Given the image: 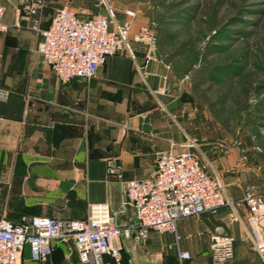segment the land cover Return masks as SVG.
<instances>
[{
    "label": "crops",
    "instance_id": "0c3cea01",
    "mask_svg": "<svg viewBox=\"0 0 264 264\" xmlns=\"http://www.w3.org/2000/svg\"><path fill=\"white\" fill-rule=\"evenodd\" d=\"M59 1L45 0L37 14L39 29L49 25L59 7L80 17L106 13L98 0H65L64 6ZM17 2L0 0L8 26L0 32V86L9 89L8 98L0 101V217L82 218L87 205L96 202H108L115 210L124 199V181L152 175L154 151L186 139L185 92L171 87L172 72L155 51L145 62L146 47L139 43H132L137 52L133 59L119 51L90 81L75 78L61 83L36 52L39 30L27 21L14 25ZM108 3L116 22L127 19V8L113 7L112 0ZM144 23L133 18L131 31ZM223 159L231 167L234 164L229 157ZM242 184L237 176L228 180L227 195L240 199ZM257 192L264 198V188ZM236 211L240 221L231 229L234 254L221 264H254L258 256L246 235L258 237L260 232L245 205H238ZM228 212L223 206L215 215L179 219L177 242L172 232L151 231L141 244L123 237L115 244L133 264H179L178 250L190 254L182 264H212L209 236ZM135 218L133 207L127 205L118 224L128 226ZM21 264H37L27 246ZM48 264H80L74 244L54 241Z\"/></svg>",
    "mask_w": 264,
    "mask_h": 264
},
{
    "label": "built area",
    "instance_id": "2783aa9c",
    "mask_svg": "<svg viewBox=\"0 0 264 264\" xmlns=\"http://www.w3.org/2000/svg\"><path fill=\"white\" fill-rule=\"evenodd\" d=\"M106 13L80 17L67 7L53 12L49 25L39 29V9L45 0H18L14 7V25L22 21L39 30L41 39L36 52L61 83L72 79L86 82L96 76L100 66L119 51L132 59V43L146 47L145 62L154 51L156 21L141 24L131 33V19L135 12L126 9L127 19L116 22L109 0H98ZM5 6L0 4V32L8 29L3 22ZM140 70V66H136ZM9 89L0 86V101L8 98ZM194 143L186 136L179 143L154 151L155 172L144 178L124 181V199L113 210L108 202L89 203L82 218H56L47 215L22 214L17 221L0 217V264H21L25 246L37 264H48L54 241L74 244L80 264H133L132 258L124 259L121 246L115 240L130 238L135 244L147 240L151 231L172 232L175 241L176 223L191 215H215L220 207L229 212L221 219L209 236L212 264H221L233 257L234 236L231 229L240 221L236 207L245 205L249 220L260 232L258 237L246 235L258 259L254 264H264V198L253 186H245L240 199H231L223 186L212 178L192 151ZM111 172V168H109ZM121 175H117L120 178ZM130 205L135 211L134 223L122 227L119 215ZM178 262L190 258L186 250H178Z\"/></svg>",
    "mask_w": 264,
    "mask_h": 264
},
{
    "label": "rangeland",
    "instance_id": "374dc122",
    "mask_svg": "<svg viewBox=\"0 0 264 264\" xmlns=\"http://www.w3.org/2000/svg\"><path fill=\"white\" fill-rule=\"evenodd\" d=\"M112 1L113 7L133 10L135 20L156 21L154 51L159 43L163 56L172 55L171 61L165 62L171 72L178 61L192 63L194 67L200 63L209 66L212 73L206 76L200 90L215 102L214 109L220 118L192 93L187 75L181 81L172 73L171 87L185 92L187 115L183 120L187 136L194 143L192 151L206 173L224 189L227 181L237 176L242 179V192L245 186L262 190L264 0ZM65 2L60 0L58 4L64 6ZM132 49L137 56L133 44ZM242 85L250 88L245 110H239L238 103ZM223 96L225 103L220 105L217 102ZM222 121H226V126ZM223 157H229L234 163L232 167Z\"/></svg>",
    "mask_w": 264,
    "mask_h": 264
},
{
    "label": "trees",
    "instance_id": "16d2710c",
    "mask_svg": "<svg viewBox=\"0 0 264 264\" xmlns=\"http://www.w3.org/2000/svg\"><path fill=\"white\" fill-rule=\"evenodd\" d=\"M161 50V44L158 43L157 47H156V54L157 56H159L164 62H170L171 61V57L172 55L168 54V55H162L160 53ZM173 68V74L176 75L179 78H182L184 76L187 75V77L189 78L190 81V88L192 90V93L201 101L206 102L208 109L210 111V113L214 114V116L216 118H220L217 111H215L214 109V105L215 102L213 101H209L206 98V93L204 90H200V87L206 83V76L210 75L211 70L209 68V66L200 63L199 66L194 67L192 65V63H188V62H183V63H179V61L174 64L172 66ZM241 97L238 98V104L239 105V110H245L247 109L245 100L249 97L250 95V88L246 85H242V89H241ZM225 97L223 96L222 99H220L219 102H217L220 105H223L225 103ZM223 125L226 126V121H222Z\"/></svg>",
    "mask_w": 264,
    "mask_h": 264
}]
</instances>
